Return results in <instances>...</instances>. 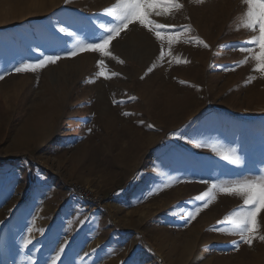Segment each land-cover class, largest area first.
<instances>
[{"label":"rangeland","instance_id":"1","mask_svg":"<svg viewBox=\"0 0 264 264\" xmlns=\"http://www.w3.org/2000/svg\"><path fill=\"white\" fill-rule=\"evenodd\" d=\"M177 2L150 16L171 42L136 22L111 55L68 56L116 0H0V264H52L62 245L55 264H264V209L244 243L228 220L243 198L219 190L264 175V73L240 51L258 33L242 0Z\"/></svg>","mask_w":264,"mask_h":264},{"label":"snow or ice","instance_id":"2","mask_svg":"<svg viewBox=\"0 0 264 264\" xmlns=\"http://www.w3.org/2000/svg\"><path fill=\"white\" fill-rule=\"evenodd\" d=\"M242 3L246 5V11L243 13V26L246 29L251 30L254 33H258L253 36L250 44L254 45L258 51L252 49L241 48L240 51H249L251 53L250 58L256 62L255 71L264 73V0H242ZM182 8V5L177 0H170L168 4H165L160 9V6L156 3V0H116V3L109 9H105L106 15L113 18L114 23L108 25H101L104 28L106 35L101 37H93V41L99 39V43L95 42H81L79 47L69 50L66 55L75 56L80 51L92 50L102 53L103 55H111L106 51L109 41H111L122 29L128 28L130 24L138 22L141 26L148 28L149 31L154 32L157 40H162L161 33H170L167 39L171 42L177 38L176 26H168L162 24H155L150 16L171 14L175 10ZM63 30V29H62ZM207 47V45H204ZM164 52L161 50V58H163ZM61 57L59 54L46 55L43 59L37 63L32 64L28 62H22L20 66L14 70L17 73L31 71L35 72L37 69L44 67L48 63H55ZM177 63L181 61L177 60ZM246 61H241L245 63ZM103 61H98V65H102ZM103 75L104 73H100ZM113 75H116L113 73ZM4 78L3 74H0V80ZM107 78V77H106ZM127 115V114H125ZM228 159V156H224ZM232 163H238L237 160H232ZM264 172V170H262ZM218 187L217 184H212L209 191H206L195 199L203 201V207H207L211 202L210 192ZM221 192L227 194H236L243 198V205L239 210L229 214L228 220L233 225L232 232L230 234H238L244 243L251 245L252 239L255 238V233L258 230V213L264 209V175L258 176L254 179H243L233 181L230 187H220ZM200 207H197L193 213L190 214V219H195L196 214L200 212ZM259 239L264 240V236H260ZM31 243L30 239L25 240V244ZM64 246L62 245L58 251H56L55 257L52 260V264L60 259V254L64 252Z\"/></svg>","mask_w":264,"mask_h":264},{"label":"built area","instance_id":"3","mask_svg":"<svg viewBox=\"0 0 264 264\" xmlns=\"http://www.w3.org/2000/svg\"><path fill=\"white\" fill-rule=\"evenodd\" d=\"M77 197L81 200V201H92V200H97L96 198L93 199L92 196H90L89 194L86 193V191H84L81 188L77 189Z\"/></svg>","mask_w":264,"mask_h":264},{"label":"bare ground","instance_id":"4","mask_svg":"<svg viewBox=\"0 0 264 264\" xmlns=\"http://www.w3.org/2000/svg\"><path fill=\"white\" fill-rule=\"evenodd\" d=\"M146 41V40H145Z\"/></svg>","mask_w":264,"mask_h":264}]
</instances>
